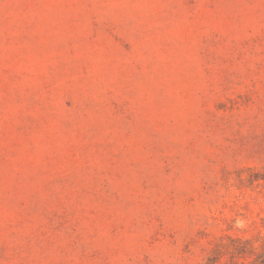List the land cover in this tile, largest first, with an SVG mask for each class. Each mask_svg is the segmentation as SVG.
<instances>
[{
    "label": "rangeland",
    "instance_id": "rangeland-1",
    "mask_svg": "<svg viewBox=\"0 0 264 264\" xmlns=\"http://www.w3.org/2000/svg\"><path fill=\"white\" fill-rule=\"evenodd\" d=\"M263 241L264 0H0V264Z\"/></svg>",
    "mask_w": 264,
    "mask_h": 264
},
{
    "label": "trees",
    "instance_id": "trees-1",
    "mask_svg": "<svg viewBox=\"0 0 264 264\" xmlns=\"http://www.w3.org/2000/svg\"><path fill=\"white\" fill-rule=\"evenodd\" d=\"M232 249L226 247L231 264H264V241L258 247L246 242H233ZM213 259H207L204 264H214Z\"/></svg>",
    "mask_w": 264,
    "mask_h": 264
}]
</instances>
